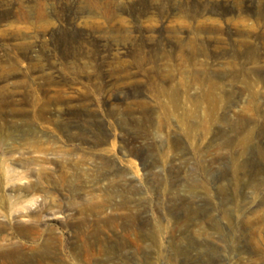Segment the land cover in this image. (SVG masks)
I'll return each instance as SVG.
<instances>
[{
    "label": "rangeland",
    "instance_id": "obj_1",
    "mask_svg": "<svg viewBox=\"0 0 264 264\" xmlns=\"http://www.w3.org/2000/svg\"><path fill=\"white\" fill-rule=\"evenodd\" d=\"M261 7L0 0V249L30 211L60 264H264Z\"/></svg>",
    "mask_w": 264,
    "mask_h": 264
},
{
    "label": "bare ground",
    "instance_id": "obj_2",
    "mask_svg": "<svg viewBox=\"0 0 264 264\" xmlns=\"http://www.w3.org/2000/svg\"><path fill=\"white\" fill-rule=\"evenodd\" d=\"M263 10V7L258 9V19L262 18L261 14ZM259 24L264 27V22L256 23L257 27ZM37 189V185H30L23 188V191L30 194ZM34 216L35 213L30 211L23 215L26 220L24 223L19 224L15 229L24 237V241L10 246H8V244V247L5 246V248L0 249V264H30L31 262H34L36 258L42 260V264H60V262L55 260L57 256L56 249L58 246L56 245L57 240L53 231L50 228L39 229L36 223V217ZM38 232L44 233L45 236L41 238V235H39ZM36 235L39 236L36 237ZM124 257H120L121 263H125V260L129 259L125 254ZM108 263V261L105 262V264Z\"/></svg>",
    "mask_w": 264,
    "mask_h": 264
}]
</instances>
